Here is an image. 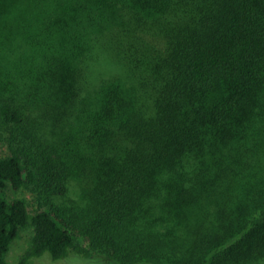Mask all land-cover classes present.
Wrapping results in <instances>:
<instances>
[{"label": "trees", "instance_id": "trees-1", "mask_svg": "<svg viewBox=\"0 0 264 264\" xmlns=\"http://www.w3.org/2000/svg\"><path fill=\"white\" fill-rule=\"evenodd\" d=\"M0 151V264H264V0H0Z\"/></svg>", "mask_w": 264, "mask_h": 264}, {"label": "rangeland", "instance_id": "rangeland-1", "mask_svg": "<svg viewBox=\"0 0 264 264\" xmlns=\"http://www.w3.org/2000/svg\"><path fill=\"white\" fill-rule=\"evenodd\" d=\"M3 151H0V154H3ZM17 195L23 196L28 202V208L30 211L34 210V193L29 188H24L23 191L16 193ZM7 198H10L14 195L11 190H7ZM31 237V229L24 228L20 229L18 235L10 244V248L6 255V259L9 262H15L19 255L22 253L26 245L28 244ZM80 245L87 247L88 243L85 239H80ZM29 264H117L114 260L105 261L99 255L95 253L82 254L75 251H71L70 254L62 259L53 260L48 253H44L39 257H34L29 260Z\"/></svg>", "mask_w": 264, "mask_h": 264}]
</instances>
